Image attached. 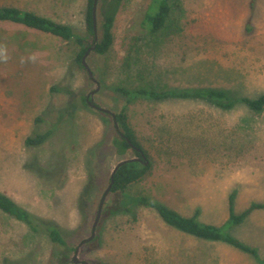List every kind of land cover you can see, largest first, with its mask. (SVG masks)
I'll return each mask as SVG.
<instances>
[{"label": "rangeland", "instance_id": "374dc122", "mask_svg": "<svg viewBox=\"0 0 264 264\" xmlns=\"http://www.w3.org/2000/svg\"><path fill=\"white\" fill-rule=\"evenodd\" d=\"M153 0H123L106 56L86 59L100 89L93 104L120 112L151 170L130 192L145 193L185 217L220 228L257 251L202 241L167 226L151 207L110 193L96 237L83 245L88 264H264V208L230 225L229 199L240 215L264 204V113L239 103L128 98L118 88L222 89L234 98L264 93L263 0H170L171 18L155 37L145 27ZM88 0H0L71 26L92 46L102 34L86 26ZM253 5V8H252ZM156 40V41H155ZM155 41V42H153ZM74 42L14 23H0V193L42 222L54 223L72 247L92 235L118 153L112 115L83 103L98 88L77 62ZM52 131L46 144L28 137ZM125 206L133 213H126ZM46 234L0 210V264H62ZM70 254L68 264H75Z\"/></svg>", "mask_w": 264, "mask_h": 264}, {"label": "trees", "instance_id": "16d2710c", "mask_svg": "<svg viewBox=\"0 0 264 264\" xmlns=\"http://www.w3.org/2000/svg\"><path fill=\"white\" fill-rule=\"evenodd\" d=\"M122 1L123 0H99L98 2L102 34L101 38L97 42H94V44L96 43V48L93 51L100 56H106L109 54L114 45L115 38L113 28ZM94 4L95 0H88L85 18L87 29L92 36L96 35L93 16ZM149 12L150 13L147 14L145 18V27L149 29L150 34L155 37L167 27L171 18L172 6L170 0H153ZM5 22L19 24L29 29L61 38L64 41L76 43L80 47L76 60L81 66H83V56L94 45L89 46L84 39L77 37L71 26L57 22L33 11L11 6H0V23ZM116 91L127 97L129 103L137 100H149L154 102L193 100L210 104L222 110H232L236 105L241 103L256 115L264 113V93L255 99L249 97H242L239 99L232 97L228 92L222 89L211 88L159 89L151 86H142L136 89L118 88ZM83 103L89 105L87 97L83 98ZM114 114L117 122V126L114 122L117 133V137L114 139V145L118 153L125 155L130 151L135 154L132 149V145H134L136 148L141 149L147 157V154L140 145L137 134L130 123L128 107L125 106L120 112ZM52 134V131H48L43 134H36L28 137L25 140V145L32 150L39 148L46 144ZM150 170L151 165L149 164L148 166H145L142 162L124 164L115 175V183L110 193H119L121 196L129 198L132 204L135 203L140 206L153 208L167 226L181 233L202 241L221 242L248 255L254 257L258 256L255 249L244 245L235 237L224 233L220 228L214 225L199 223L197 221L199 216L198 211L192 217H185L150 195L145 193H139L135 196L131 195V190L145 179ZM234 203L235 193H232L229 199L228 220V223L232 226L242 224L254 210L264 208V204L253 205L240 215H237L234 212ZM0 210L15 220L26 223L35 233L48 235L52 242L61 249L60 261L62 264H68L70 254L75 253L76 247H72L68 243L63 233L54 223L38 220L26 210L19 207L10 197L2 193H0ZM123 210L129 214L133 213L132 208L129 206H125Z\"/></svg>", "mask_w": 264, "mask_h": 264}, {"label": "water", "instance_id": "95a60500", "mask_svg": "<svg viewBox=\"0 0 264 264\" xmlns=\"http://www.w3.org/2000/svg\"><path fill=\"white\" fill-rule=\"evenodd\" d=\"M98 2L99 0H95V4H94V10H93V16H94V29H95V32H97V10H98ZM97 38L95 40V42H97ZM96 48V43L85 53V55L83 56V59H82V64L84 66V68L87 70L88 74H89V77L93 80V82H95L96 84H98L97 80L95 79L94 77V74L92 72V70L90 69L89 65L87 64L86 62V59L87 57L89 56V54ZM100 89V86L98 84V88L92 92L90 95H94L96 92H98ZM90 105L95 108V109H98L100 111H103L105 113H108V114H112L113 118L115 119V124L117 126V122H116V117H115V114L111 113L109 110H106V109H103V108H100L98 107L97 105L93 104V103H90ZM129 143L131 144V142L129 141ZM133 148H136L134 145H132ZM140 152L142 151L141 149H138ZM142 158H130V159H126V160H123L121 162H119L116 167L114 168V170L112 171V174H111V178H110V184L105 192V195L100 203V206H99V210H98V214H97V217H96V220L93 224V227H92V235L82 241L79 246H77V249H76V252H75V255H74V263L75 264H79L80 263V260H79V252H80V249L81 247L88 243V242H91L95 237H96V229L100 223V220L102 218V213H103V208H104V204H105V200L107 198V196L110 194L113 186H114V183H115V175L117 173V171L126 163H135V162H139V163H144L145 166H148L150 164L149 160L147 159L145 153H142Z\"/></svg>", "mask_w": 264, "mask_h": 264}, {"label": "flooded vegetation", "instance_id": "af4514ba", "mask_svg": "<svg viewBox=\"0 0 264 264\" xmlns=\"http://www.w3.org/2000/svg\"><path fill=\"white\" fill-rule=\"evenodd\" d=\"M93 101H94V95H88L87 96V102H88V104L90 105V103H93ZM99 107V106H98ZM101 108V107H100ZM100 111V110H99ZM112 115V114H111ZM113 117V116H112ZM114 119V118H113ZM114 122H115V119H114ZM123 136V135H122ZM132 149L134 150V155H135V157L134 158H142V151L140 152L139 150H138V148H133L132 147ZM103 199V198H102ZM84 241V240H83ZM89 243V242H88ZM87 244V243H86ZM85 245V244H84ZM76 249H77V247H76ZM75 252H76V250H75ZM73 262H74V256H73ZM79 264H88L87 262H84V261H81L80 260V263Z\"/></svg>", "mask_w": 264, "mask_h": 264}]
</instances>
